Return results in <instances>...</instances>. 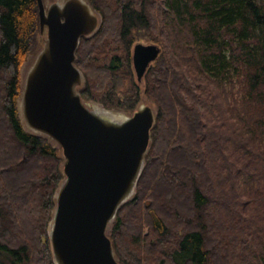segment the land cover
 I'll list each match as a JSON object with an SVG mask.
<instances>
[{
    "label": "trees",
    "instance_id": "16d2710c",
    "mask_svg": "<svg viewBox=\"0 0 264 264\" xmlns=\"http://www.w3.org/2000/svg\"><path fill=\"white\" fill-rule=\"evenodd\" d=\"M86 1L100 21L75 50L82 100L155 108L134 194L108 230L118 263L264 264V0ZM43 36L37 0H0V264H54L63 158L16 107ZM137 42L160 47L141 83Z\"/></svg>",
    "mask_w": 264,
    "mask_h": 264
},
{
    "label": "water",
    "instance_id": "95a60500",
    "mask_svg": "<svg viewBox=\"0 0 264 264\" xmlns=\"http://www.w3.org/2000/svg\"><path fill=\"white\" fill-rule=\"evenodd\" d=\"M44 36L16 101L22 126L59 147L64 178L55 193L47 234L54 264H119L107 230L132 198L144 166L155 111L140 103L131 114L88 106L74 64L81 36L99 25L86 0H37ZM160 52L137 42L131 65L138 83Z\"/></svg>",
    "mask_w": 264,
    "mask_h": 264
},
{
    "label": "rangeland",
    "instance_id": "374dc122",
    "mask_svg": "<svg viewBox=\"0 0 264 264\" xmlns=\"http://www.w3.org/2000/svg\"><path fill=\"white\" fill-rule=\"evenodd\" d=\"M54 1H56V0H44V2H45V4H49L50 2H54ZM141 43H144V44H149L150 42H141ZM134 45V44H133ZM32 60H33V56L31 55V56H29L28 57V59L24 62V64L22 65V67H21V80H23V78H24V76H25V73H26V70H27V68H28V66L30 65V63L32 62ZM131 67H132V65H131ZM133 70V69H132ZM134 73V72H133ZM84 102H86V104H88V106L90 105V106H92V105H97V106H101V105H99V104H97V103H94V102H91V101H84ZM142 104H147V105H149L153 110L155 109L154 108V106H153V104H151L149 101H145V99L141 102ZM110 228V227H109ZM109 228H108V230H109ZM108 230H107V233H108Z\"/></svg>",
    "mask_w": 264,
    "mask_h": 264
},
{
    "label": "bare ground",
    "instance_id": "6f19581e",
    "mask_svg": "<svg viewBox=\"0 0 264 264\" xmlns=\"http://www.w3.org/2000/svg\"><path fill=\"white\" fill-rule=\"evenodd\" d=\"M245 11V10H244ZM88 105V104H87ZM92 106H94V107H96V108H101V106H97V105H92Z\"/></svg>",
    "mask_w": 264,
    "mask_h": 264
}]
</instances>
